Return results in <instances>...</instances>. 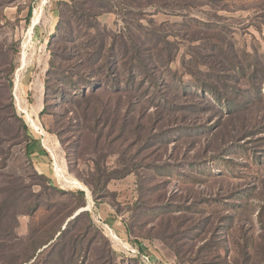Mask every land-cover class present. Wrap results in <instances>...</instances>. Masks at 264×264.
Instances as JSON below:
<instances>
[{"label": "rangeland", "instance_id": "rangeland-1", "mask_svg": "<svg viewBox=\"0 0 264 264\" xmlns=\"http://www.w3.org/2000/svg\"><path fill=\"white\" fill-rule=\"evenodd\" d=\"M124 3L0 0V264H264V99L223 114L196 88L263 68L264 0ZM98 33L154 56L132 87L118 54L96 91L50 72L55 49L82 73Z\"/></svg>", "mask_w": 264, "mask_h": 264}, {"label": "trees", "instance_id": "trees-1", "mask_svg": "<svg viewBox=\"0 0 264 264\" xmlns=\"http://www.w3.org/2000/svg\"><path fill=\"white\" fill-rule=\"evenodd\" d=\"M126 1L124 3L125 5L129 6L133 2V0H123ZM32 10L29 12V16L31 15ZM60 13L62 14V9H60ZM93 27V26H92ZM60 31V29H59ZM62 32L60 31V35ZM130 38H126L125 35H118L117 37H114V45L107 46L105 38L98 33L94 38H93V46H90V50H87L89 54L86 56L87 59L84 60L82 63H84V69H82V73L79 72H72V70H67L65 69L66 66H64L63 60L66 61V57L64 56L65 50H63V53L61 51L53 50V57L50 62V72L60 74L63 73L69 78L70 82L74 83L75 81H84L85 84L89 81H92L94 77L96 76V85L92 88V91H96L98 88L101 87L102 85V79L98 76L99 69L102 67L103 64H108L111 61V56L118 54L121 55V62H124L125 66V71L127 74L124 76V80H121V82H125L126 86L124 88L132 87L136 82L135 78H137L139 75H146L148 71V65L152 60H154V56H145V52L147 51V45L139 38H134L133 36H129ZM59 36L55 39V42H58ZM136 41H135V40ZM80 56L79 54H77ZM81 57V56H80ZM95 59V60H94ZM101 59V60H98ZM98 60V61H96ZM96 61V62H95ZM76 67V65H74ZM209 70L206 72H203V79H199L196 88L198 90H203L207 95H210L211 98L209 100L208 107L211 109L214 108L215 105H218L219 108L221 109V113L226 114L224 111L227 110V114H232L234 113V97L232 96L233 93L238 92V94L242 98H247L245 101L247 102V106L253 105L254 100L258 99V101L264 99V66L258 67V65H254L253 67L250 68V63L247 65H240L238 68L241 75L246 78L245 82H241L239 86H235L231 80L227 79L224 75L225 73H220L216 67L213 64H208ZM51 73L48 74L46 84L51 87V81L53 83L52 88L58 91H62V86L64 85L63 83H60L59 78L52 77ZM232 78L234 77V74H229ZM143 76V77H144ZM231 78V79H232ZM77 82V84H78ZM142 82V79L139 81L138 85ZM153 82V80H151ZM76 83V82H75ZM237 85V84H236ZM119 87V86H118ZM51 89V88H50ZM194 94H198L197 92ZM193 94V95H194ZM188 95H190L188 93ZM167 100V99H166ZM166 104L172 105L174 104L173 100L166 101ZM176 105V104H174ZM218 108V107H217ZM224 109V110H223ZM234 111V112H233ZM44 110L41 111L43 113ZM260 129V128H259ZM256 163L260 164V157L257 156L255 157ZM253 164V163H252ZM132 169L130 168H123L122 171H113L110 173H106L102 171L101 169H98V174L96 175V179H98V184L102 182L109 181L110 179L114 178H120L125 176L126 174L130 173ZM93 181V180H92ZM246 195H250L249 192L242 190ZM82 195L84 192H80ZM217 202V200H216ZM216 202H211L216 203ZM163 205L165 203L163 202ZM179 205V206H178ZM176 206L179 207L178 211H181L180 204ZM192 209L191 207H187L184 210H190ZM167 210L165 209L164 212ZM171 211H169L170 213ZM180 219L179 221L176 222L178 226L184 225V222L186 220ZM60 230V229H59ZM170 238L172 239V236L169 234ZM53 239V237L50 238V241ZM179 241V240H176ZM174 243L175 240H173ZM45 242L44 244H46ZM178 243V242H177ZM178 246V245H177ZM179 247V246H178ZM177 256L179 257L178 252H176Z\"/></svg>", "mask_w": 264, "mask_h": 264}, {"label": "bare ground", "instance_id": "bare-ground-1", "mask_svg": "<svg viewBox=\"0 0 264 264\" xmlns=\"http://www.w3.org/2000/svg\"><path fill=\"white\" fill-rule=\"evenodd\" d=\"M34 128L35 129H37V130H40V131H42V129L37 125V124H34ZM43 134V133H42ZM57 172H58V176L59 177H63V174L60 172V170H57ZM66 180V179H65ZM68 181V180H67ZM71 183H74V184H77L75 181H70Z\"/></svg>", "mask_w": 264, "mask_h": 264}, {"label": "crops", "instance_id": "crops-1", "mask_svg": "<svg viewBox=\"0 0 264 264\" xmlns=\"http://www.w3.org/2000/svg\"><path fill=\"white\" fill-rule=\"evenodd\" d=\"M58 170V169H57ZM62 173V172H61ZM63 177H64V175H63ZM76 183H77V185L79 184V182L78 181H75Z\"/></svg>", "mask_w": 264, "mask_h": 264}]
</instances>
